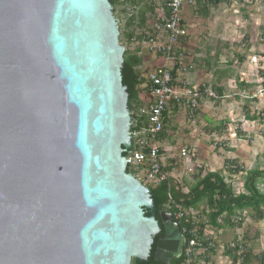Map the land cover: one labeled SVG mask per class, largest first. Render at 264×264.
<instances>
[{
  "label": "water",
  "instance_id": "95a60500",
  "mask_svg": "<svg viewBox=\"0 0 264 264\" xmlns=\"http://www.w3.org/2000/svg\"><path fill=\"white\" fill-rule=\"evenodd\" d=\"M119 24L108 0H0V264L149 256L160 229L122 157L138 136ZM161 217L156 254L178 232Z\"/></svg>",
  "mask_w": 264,
  "mask_h": 264
},
{
  "label": "rangeland",
  "instance_id": "374dc122",
  "mask_svg": "<svg viewBox=\"0 0 264 264\" xmlns=\"http://www.w3.org/2000/svg\"><path fill=\"white\" fill-rule=\"evenodd\" d=\"M256 7L257 12L254 11L252 18L249 17L246 11L241 12V10L237 15H235L233 13V10L231 11L227 9L228 7L224 8L223 11H210L208 14V19L212 18L209 21L211 23V26L208 25V22H206L207 17L204 19L203 17L195 16L194 14L189 16L190 18H192L191 20H193L191 22V24H193V30H190L192 38L190 40L191 49L189 50V54L191 56H195L196 54L195 52H193V50L195 49L197 50V55H199V57L196 59L202 60L205 59L209 54L213 55V51L215 50L221 52L223 55L219 62L220 67H222L221 69H224L225 71H232V76L236 79L238 77L237 75L239 73V70H245V68L249 66L248 64L252 63V65H254V72L252 73H256L255 75L264 73V9L259 4ZM131 9L132 7H130V5L118 6L116 8V14L122 18V27L123 21L125 20L124 16L126 13H130ZM236 9H238L237 6ZM224 10L228 11V13H224ZM245 15L248 16V21L243 19ZM224 25L227 26L230 35H232L230 41H226L222 36L223 33H221V31L222 26ZM230 31H233L234 33ZM213 33L216 34L213 35ZM123 43L125 44V42ZM225 44L228 46L224 47L223 45ZM244 54L246 56H255V59L253 61L249 60L248 62L247 60L250 57H245L246 59H244L242 65L238 57L245 56ZM238 64H241L242 67ZM258 87L263 89V82L260 81ZM257 91L258 90L252 89L251 91L245 92V94H239L238 97H236L233 93L235 92V94H238L236 89H232L230 88V86L227 87L225 93L229 95L232 94V96H230L229 99H224L226 101L225 105L227 103L233 102L234 108L231 110L233 112L231 113L233 118H225L230 123V127L226 128V138L223 137L217 139L216 136H213L206 142V146L211 147L209 155L211 156L213 161L212 164L208 163L207 161V163H205L204 165L198 164L202 167L195 168V166L194 169L196 172L199 169L203 170V174L207 172L223 171V161L225 157L236 159L235 161H237V166H243L246 170H253L255 167H258V165H264V125L260 121V118L264 117V100H259ZM252 94H254L255 96L252 99L256 100L254 104L251 103V99L249 98V96L251 97ZM235 99L237 100L235 101ZM244 116L245 118L255 117V123L253 125L244 124ZM241 117H243V119L241 122H239V119H241ZM202 118L203 117L201 116H199L198 118H194V126L190 127V120H188V118L185 116L180 117L182 129L175 137L176 147L179 146L182 142H185L184 145L182 144V147L185 148L187 146L186 140L189 139L188 135L191 131H195L199 136L203 137L201 126L204 125V121ZM243 124L246 132H242V130L240 129L241 125ZM239 131L242 134L240 136L239 134H236ZM256 140H260L261 142L254 143V141ZM215 145L217 146L215 147ZM178 152V156L180 157L179 149ZM199 154V158H205L202 157V152ZM249 156L252 157V165H250L247 161ZM161 158L162 156L160 155V163H162V168L168 167L169 163L167 164V158L165 157L164 160H161ZM131 166V168H133V170L135 171L134 177L139 180L143 186L147 188L153 185L152 181L145 175L146 173L145 171H143L144 169H138L137 165L134 164H131ZM184 166L185 164L181 162L180 165L175 167L176 169L171 172L169 177L179 186L185 188L183 190V193H186L189 185H191L192 175H194V173H188L187 168L185 169ZM223 176L225 178V182L231 185L236 192H242L244 174L229 177L228 174L223 172ZM259 188L262 192H264V186H259ZM197 210L200 211L201 219H205V215L203 213L204 205H199L197 207ZM238 231L240 233V236L245 231L244 233L248 237V244H250L251 249H253L254 251L257 249L258 253L264 251L263 222L254 223L249 219V217H245L242 229ZM223 241L225 240L223 239L222 242ZM226 242H228L227 245H229L231 249L234 248L233 244L231 243V233L227 234ZM244 247L245 244L243 241L236 246V248H238L239 250H242V248ZM258 253L257 255H259ZM259 257L261 256L259 255ZM257 263H259V261H257Z\"/></svg>",
  "mask_w": 264,
  "mask_h": 264
},
{
  "label": "crops",
  "instance_id": "0c3cea01",
  "mask_svg": "<svg viewBox=\"0 0 264 264\" xmlns=\"http://www.w3.org/2000/svg\"><path fill=\"white\" fill-rule=\"evenodd\" d=\"M237 2H238V0H229L226 3L222 2V3L211 6V4L210 5L207 4L205 0H195V3L193 5L184 7L182 10L181 15H182V19H183V25L185 27L187 34L183 39H181L179 41L177 50L179 49V52L184 55L185 72L182 74H179L178 79H180L184 85H188V86L205 84V85L209 86L211 88V90H213V92L218 96H219V94L217 93L216 89H220L221 90V93H220L221 98L219 100H211L208 98L203 99V101L200 104L198 111L196 113H194L193 115H191V113L186 109H178V111L176 113H173L172 107L170 106L172 104H169V106L167 107V110H166L167 111V118H166V124L164 125L163 139H161L160 141L156 140V145L159 149L160 155L162 156L161 160H164L166 157L167 161H168L167 164L169 163L168 166H170L172 168V171H174L176 169L175 167L180 165L181 162L185 164V166H184L185 169L186 168L188 169L191 166L192 167L199 166L198 164L204 165L207 162L212 164L213 159L209 155L211 147H207L206 142L208 140H210L213 136H216L217 139L223 138V137L226 138L225 137L226 128L230 127V123L226 119L233 118V116L231 115V113H233V112L231 110L234 108L233 107L234 104H233V102H231V103H227L225 105L226 101L224 100V99H229L230 96H232V94L229 95V94L225 93V90L227 89L228 86H230V88H232V89L233 88L236 89L238 94H235V92H233L236 97H238L239 94H245V92L251 91L252 89L253 90L259 89L258 86L260 84V81H262L261 77L263 76L264 73H261L260 75H258V74L255 75L256 73L255 74L252 73V72H254V65H252L253 63L248 64L249 66H247L245 68V70H243V69L241 71L239 70V73L237 75L238 77L236 79L235 77L232 76L233 75L232 71H230V70L225 71L224 69H221L222 67H220V65H219V62H220L221 58L223 57L221 52L215 50V51H213V55L209 54L205 59H202V60L196 59L199 57V55H197V50H195V49L193 50V52H195V54H196L195 56H191L189 54V52H190L189 50L191 49L190 40L192 38L190 30H193L192 29L193 24H191V22L193 20H191L192 18H190L189 16L194 14L195 16H201L204 19L207 17L206 22H208V25L211 26V23L209 21L212 18L208 19V16H209L208 14L210 11H213V12L223 11L224 8L228 7L227 9H229L231 11L233 10V13L235 15H237L238 12H240V10H241V12L246 11V13L251 18L253 17L254 11L257 12V7H256L257 5L242 6ZM236 6L238 7V9H236ZM134 8H136L135 10H136V16H137V13L139 11H143L146 8H148L147 0H143L141 3H138ZM148 10L144 14V18L146 19L145 25L143 27H139L136 30L137 36H140V35L142 36L143 34L150 32L152 30V26L154 25V23L156 21L157 12L154 11L153 9L150 10L149 8H148ZM226 12L228 13V11L224 10V13H226ZM247 17L248 16L245 15L243 19L248 21ZM230 32L234 33L233 31H230ZM221 33H223L222 36L224 37V39L226 41L231 40L232 35H230L226 25L222 26ZM214 34H216V33H213V35ZM164 38H165V36L162 35L161 38L159 39V42L160 43L164 42ZM223 46L226 47L228 45L225 44ZM128 47H129V51H134L137 49L139 52L138 54H139L140 59H141V65L138 67V71H139L140 76L143 80V85L140 86L141 90L138 93L137 101L140 104V105H138V106H140L138 108H145V107H148L152 103V97L149 93L148 88H146V75L150 71H152L153 69L158 68V67H162L165 64V60L162 56L149 52L147 50L146 46L142 45L138 41H134V42L132 41L131 44L128 45ZM245 57H247V58L250 57L247 60L248 62H249V60L253 61V59L255 58V56H252V55H250V56L247 55ZM238 65H241V64H238ZM242 65H243V63H242ZM242 65H241V67H242ZM253 97H255L254 94H252L251 97L249 96V98L251 99L250 100L251 103L254 104V102H256V100L252 99ZM236 100L237 99H235V101ZM183 116L187 117L188 120H190V122H191L190 127L194 126V122H193L194 118H198L199 116H201V117H203L202 119L204 121L203 122L204 125L201 126L203 137L199 136L195 131H191L188 135L189 139L186 140L187 146L185 148L182 147L185 142L180 143V145L176 147V141H175L176 135L182 129L180 117H183ZM244 118H245V116H244ZM263 118H260V121L264 125ZM242 119H243V117H241V119H239V122H241ZM246 119L247 118H245V120L243 119L244 124L253 125L255 123L254 122L255 120L249 121ZM244 124L241 125V127H240L242 132H246ZM238 134H241L240 131L238 132ZM258 142H261V141L260 140L254 141V143H258ZM216 146L217 145H215V147ZM201 148H202V150H201ZM178 149L179 150H181V149H194L195 156L190 161L187 159H184V158H180L178 156V154H179ZM201 152L203 154L202 157H205V158H202V159L199 158V155H200L199 153H201ZM228 154H231V153H228ZM224 160L235 161L236 159H231L230 157H225ZM247 161L250 165L253 164L252 163V157L249 156ZM235 162L237 163V161H235ZM160 164H161V168H162V163H160ZM200 167H202V166L200 165ZM255 168H259L260 170H262L264 168V165L263 166L258 165V167H255ZM244 221H245V218H244ZM241 229H242V227L238 230H241ZM238 230H231V229H226V228H221V229L216 230L215 228H211V233L214 236H216V238L218 239V243H217L218 248L215 251H213L212 253H210V255H209V260L211 261L212 264H244V262L240 258L237 259V261L235 263H233V261L230 257V254L233 255V252L230 249L229 245H227L228 242H226L227 234L231 233V235H232V242L231 243L233 245L237 246L239 243H241L243 241L244 243H246V245H245L246 248L251 249L250 244H248V241H249L248 237L244 233L245 231L240 236L239 235L240 233ZM240 238H241V242H240ZM223 239L225 241L222 242ZM235 248H234V250H235ZM251 250H252L251 251L252 254L247 257L245 264H258L257 261L255 260L256 257H254L257 255L258 251H257V249L255 251L253 249H251ZM242 253H243V250L238 249V251L235 253V256H237V258H238V257H240V255Z\"/></svg>",
  "mask_w": 264,
  "mask_h": 264
},
{
  "label": "built area",
  "instance_id": "2783aa9c",
  "mask_svg": "<svg viewBox=\"0 0 264 264\" xmlns=\"http://www.w3.org/2000/svg\"><path fill=\"white\" fill-rule=\"evenodd\" d=\"M194 3L195 0H147L148 7L156 11L157 16L152 30L141 36L140 43L146 46L149 52L162 56L165 64L153 69L146 75L152 103L148 107L141 108L138 114L137 112L134 114L135 117L147 116V126L140 131H137L136 128L134 130L138 136V145L132 148L129 154V164L141 166L147 178L152 181L153 185L151 186L154 187L167 181L168 178L161 170L156 137L162 131L163 113L169 104L175 105L178 109H186L193 115L198 111L203 99L219 100L221 98L205 84L188 86L178 79V75L185 72V58L184 55L177 54L176 51L179 40L187 34L181 13L184 7ZM237 3L242 6L259 4L264 9V0H240ZM135 9L132 7L128 14L135 15ZM162 35L165 38L164 42L160 43L159 39ZM132 41L135 40L132 39ZM175 66L178 67L176 70L177 78L173 80L172 71ZM257 92L258 98L264 100V88H259ZM194 156V149L180 150L181 158L190 161ZM195 168H200V166ZM187 172L194 173V167H189ZM173 210L174 219L181 225V235L188 238L185 239L181 264H212L209 255L218 248V241L216 236L211 233V227L206 225V217L201 219L200 211L197 208H186L175 203H173ZM201 226H203L202 229H200ZM234 248L230 249L234 250ZM258 254L261 256L259 260L263 259L264 261V251Z\"/></svg>",
  "mask_w": 264,
  "mask_h": 264
},
{
  "label": "trees",
  "instance_id": "16d2710c",
  "mask_svg": "<svg viewBox=\"0 0 264 264\" xmlns=\"http://www.w3.org/2000/svg\"><path fill=\"white\" fill-rule=\"evenodd\" d=\"M109 4L112 7V14L114 16L116 8L118 6L130 5V7H135L138 3H141L143 0H108ZM207 4L216 5L222 2H227L228 0H205ZM240 2V0H238ZM150 10L151 8L148 7ZM146 8L143 11H139L137 16L133 14H125V20L123 21V27L118 26L119 31V44L123 41L127 45V48H124L123 52V65L121 68V82L125 87L127 93V107L131 115V119L135 118L137 121L136 130L140 131L147 126V116L140 115V117H133L134 114L139 113L141 108L137 99L138 93L140 92V86L143 85V80L138 71V67L141 65V59L139 56L138 50L129 51L128 45L131 44L132 39L135 41H141V35H136V30L139 27H143L146 23L144 18L145 12L148 10ZM149 11V10H148ZM137 24V25H136ZM136 25V26H135ZM184 38V37H183ZM182 38V39H183ZM181 40V39H180ZM179 40V41H180ZM247 47V46H246ZM177 54H182L179 52V49L176 51ZM183 55V54H182ZM245 55V54H244ZM246 56V55H245ZM245 56L238 57L242 63L245 59ZM178 67L175 66L172 71L173 80H176L177 73L176 70ZM264 84V74L261 77ZM146 88L148 84L146 81ZM219 94L221 90L216 89ZM173 105V104H172ZM170 105L172 107L173 113L178 111V108L175 105ZM167 110V109H166ZM163 113L162 119V131L156 137L157 141L163 139L164 134V125L166 124L167 111ZM247 120H255V117H247ZM130 132L133 133L134 129L131 128ZM238 134V132H237ZM242 134H239V136ZM129 151H124L122 157L128 159ZM130 164H127L126 172L130 173L133 177L135 176V171ZM142 168L141 166L138 167ZM161 170L167 174V181L162 182L158 185L149 186L148 191L152 201V204L155 208L156 214L158 212H168L173 215V203L182 205L184 207L197 208L199 205H204L203 213L207 219V224L211 228L216 230L221 228L238 230L242 227L245 217L254 222H263L264 223V192H262L259 186L264 185V168L260 170L255 168L253 170H246L243 166L236 164L235 161L224 160L223 162V171L218 172H207L203 174V170L199 169L197 172H194L193 180L191 185L187 189V193H183V187L179 186L169 177L172 168L170 166L161 168ZM223 172L228 174L229 177L236 176L239 174H244L242 192H236L233 187L225 182ZM207 213V214H206ZM145 216H149L145 213ZM204 224V226H206ZM179 229L181 225L178 223ZM201 226L200 229H202ZM187 240L188 238L185 237ZM246 245V243H244ZM243 253L240 257L237 258L235 253L238 251L237 248L233 252V255L230 254V257L235 263L237 259H242L244 264L249 255H251V249L246 248L242 249ZM152 253V252H151ZM255 260L259 261L258 264H264L263 259L259 260V255L254 256ZM149 261L152 262V255L149 257ZM183 261V255L179 260L181 264Z\"/></svg>",
  "mask_w": 264,
  "mask_h": 264
},
{
  "label": "flooded vegetation",
  "instance_id": "af4514ba",
  "mask_svg": "<svg viewBox=\"0 0 264 264\" xmlns=\"http://www.w3.org/2000/svg\"><path fill=\"white\" fill-rule=\"evenodd\" d=\"M142 184V183H141ZM145 213H147L145 211ZM148 214V213H147ZM162 214H169L172 217L173 222L178 227L177 231H172L171 236L173 237V240L170 242H167V244L162 245L166 249L161 250L158 254H156L159 246L160 239L163 236V222H162ZM150 216V214H148ZM147 216V217H149ZM154 220L157 222L160 232L153 238V244L151 245V250L149 252V256L145 261H142L141 263L136 262L135 260H131L130 264H180L179 260L181 259L185 247V238L181 235L180 229L178 226V223L174 219L173 215L168 212H156L153 215ZM152 252V253H151ZM152 255V262L149 261V257ZM168 256V258L166 257ZM155 257L159 258L160 260H155Z\"/></svg>",
  "mask_w": 264,
  "mask_h": 264
}]
</instances>
